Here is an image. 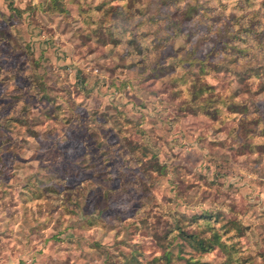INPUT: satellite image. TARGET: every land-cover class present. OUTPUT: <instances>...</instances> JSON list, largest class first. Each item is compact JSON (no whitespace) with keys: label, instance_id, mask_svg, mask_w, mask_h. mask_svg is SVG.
<instances>
[{"label":"rangeland","instance_id":"rangeland-1","mask_svg":"<svg viewBox=\"0 0 264 264\" xmlns=\"http://www.w3.org/2000/svg\"><path fill=\"white\" fill-rule=\"evenodd\" d=\"M165 257L264 264V0H0V264Z\"/></svg>","mask_w":264,"mask_h":264},{"label":"trees","instance_id":"trees-1","mask_svg":"<svg viewBox=\"0 0 264 264\" xmlns=\"http://www.w3.org/2000/svg\"><path fill=\"white\" fill-rule=\"evenodd\" d=\"M184 235L189 240V242L194 246V248L199 252H205L207 248H209L214 243L218 244V240L220 237L216 231L212 232L209 238H196L195 235L192 233L189 234L185 233ZM165 259H166L165 264H174L171 263L170 257H165ZM184 264H206V263L193 257H187L184 260Z\"/></svg>","mask_w":264,"mask_h":264}]
</instances>
